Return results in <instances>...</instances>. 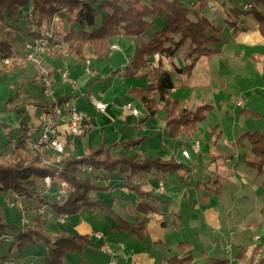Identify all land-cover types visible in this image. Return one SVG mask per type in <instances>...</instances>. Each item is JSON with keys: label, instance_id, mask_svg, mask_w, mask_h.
<instances>
[{"label": "crops", "instance_id": "obj_1", "mask_svg": "<svg viewBox=\"0 0 264 264\" xmlns=\"http://www.w3.org/2000/svg\"><path fill=\"white\" fill-rule=\"evenodd\" d=\"M215 1L218 2V0ZM219 4L223 10L224 17L214 14L209 8L208 11L209 13L211 12L209 18L213 19L220 29L219 36L221 37L222 33L225 35V38L224 36L223 38L221 37V41L215 45L216 48L220 49V52L211 56H200L196 58L193 62L190 74H178L173 76L174 87L171 89L170 95L178 98L181 104H185L189 108H194L201 104L211 105V102H208L207 99L213 97L212 95L214 91L217 93V89L216 87L214 88L215 90L210 89V93L209 91H203V89H206V86H211L212 84L210 81V73L212 71L213 62H215L214 66L217 67V65L220 66L221 64V61L218 60H224V66L231 76L238 75L245 71V67H241V62L244 63L248 61L247 57L252 54L249 52L253 50L251 43L248 41V38L251 36L248 34H254L256 32L259 35L256 29V23H253L254 25L245 23L244 19L255 21L249 16L242 17L239 21L242 28L244 27V30L233 31L226 22V20H230L233 14L230 13L232 15L228 16L224 11L223 5H221L220 2ZM68 17L69 16L65 17L61 15L55 20L57 33L60 36L70 27H75V24H73L71 20H68ZM218 19H220V21H217ZM21 22L24 23V21H20V23ZM220 22L223 23V26H220ZM225 27H228V32H225ZM24 34L25 31L22 33L21 38ZM12 40L14 41V37ZM134 45V38L123 35L113 37L110 42L109 54L106 58L96 59L92 56L87 57L89 60V69L92 71L90 75L85 71L86 66L84 60L77 59L69 53L65 55L60 51L48 52L43 56V61L51 69L53 74L54 96L59 99L68 100L78 110L87 113L91 117L93 124V128L90 132L82 137L76 138L80 142V147L78 146L79 151L76 152V142L78 141L75 139L73 148L67 150L66 154L79 156L101 142L108 145L123 140L132 141L138 139L141 140V142L135 147H129L125 151L120 147H116L112 149V155L126 153L128 155H146L152 158L158 157L162 160L172 159L183 166L182 169L175 172L159 174L140 173L132 177V181L138 183L144 191L161 199V202L156 204L159 211L149 212L147 214V232L142 240L118 228L115 222L107 218V225L109 224L111 228L110 233L105 236L103 240L97 239L101 244V249H105L104 251H106L104 254L107 256V261H105L104 257H97L95 254L96 252H94V247L97 246L98 243L94 236L97 230L94 228V222L90 220L88 213L85 212L86 210H82L75 215L66 216V218L71 220L61 228L68 230L70 233L87 234L92 242L91 245H86L90 247L88 250H92L90 252V259H82L81 264H112V261H114V264H170L169 259L172 256L186 254L187 252H180L179 248V254L173 251L171 246L174 245V243L171 245V242L167 239L165 240L162 230L159 229L157 225V223H159L160 226L165 228L168 224L162 214L173 217V223H175V217H181L180 213L170 208L173 204L181 206L183 203L187 206L189 211L193 209L196 211V222L200 228L206 225L220 234L223 230L219 228V224H221L219 221L220 219H224L230 228L233 225H231V223H236L238 227L243 229H247L250 226L261 227L264 225V201L256 203L254 207L249 208L250 210L245 206H236L227 208L226 212L220 213L222 210L218 209V196L227 189L224 188V186H230L233 190L238 192L241 190L238 188V185L244 182H238L239 178L234 174V167L228 170L219 165L221 159L219 160L218 157L223 153L219 148V139H215L213 144L210 141V147L206 150H203L200 145V150H196L197 153L194 159H191L190 154L189 157L186 158L179 153V149L174 146L179 136L175 139L169 137L165 128L163 113L158 112L155 116H147L144 107L129 96V89L134 84L144 83L143 79H125L123 76V69L129 64L133 55ZM263 45L262 42L258 43V46H262V51H264ZM112 46H115V48H112ZM254 46H257V44H254ZM12 50L14 51L10 61L14 62L13 65L2 63V58L0 57V84L10 85L15 90L14 97H11L13 98V103L10 105L13 108L6 111L0 110L1 132L3 135L8 134L9 136H14L13 131L18 129L20 124H23L25 128L26 124L31 121L38 122L42 111L46 107V99L42 95L41 85L36 76L35 68L23 60V49L22 51L17 50L12 46ZM212 56H216L213 62L210 61V57ZM195 57L196 56L193 55L192 57L186 58L185 61H168L167 63L170 65L168 69L171 70V67L174 65L177 67L187 66ZM62 69L68 71L69 81L67 82L62 81L60 78L59 70ZM263 70L264 65L259 71L262 76L264 74L262 73ZM114 71L119 72L114 73ZM186 91H190L191 96H189V94L186 95ZM97 101H103L107 104L104 112L96 109L95 103ZM128 102L139 110L138 115H133L125 110L124 106ZM29 106L30 108L34 107L36 112H32ZM37 113L40 117H36ZM25 115L28 116L27 119H24ZM59 132L61 134L60 139L64 141L65 135L62 126L59 127ZM181 137L182 136H180V139ZM232 143L234 144H231V146H235V142ZM179 145L182 147L183 142L181 141ZM228 145H230V143H228ZM247 150L250 152V147L247 143H244L242 146L243 152H239L237 148L235 153L236 155H241L244 154V151L247 152ZM47 154L51 157L55 156V154L50 151H48ZM180 156L183 157L186 163L179 159ZM232 157L233 156L227 155L225 157V162L230 163ZM253 159L254 157L248 160ZM248 160H246V162ZM92 172L102 176L103 181L100 184L96 183L99 186L113 187L125 181L121 175L116 173L110 174L106 171L95 170ZM169 176L171 179L170 182L167 180ZM112 180L115 181V183H113ZM159 181L163 182V190L157 193L155 188ZM255 189V193L260 194L258 189ZM96 197L100 199L105 206L107 204V207H112V209L118 207L120 210L118 215L131 222H136V219L143 215L137 210L138 202L142 197L130 191L125 186L119 187V189L110 188L107 191L98 192ZM215 199H217L216 202ZM240 211H243V214H240ZM153 213L154 215H152ZM155 213H159V218ZM153 216L154 219H152ZM76 217H78L79 220ZM235 219L237 220L234 221ZM52 220L54 222L56 216L53 217V215H50L46 223L45 221L44 223L39 221L41 224H45V230L49 231L47 226L49 225V221ZM241 221H243V223H240ZM57 228L54 227V229L49 232L57 233L59 231ZM237 231L238 230H229L228 232L233 236ZM181 241H188L189 244L192 245L190 240L186 239ZM181 241L175 243V248L178 247L177 244ZM216 241H218V238ZM37 244L38 242L35 244H27L22 250H18L17 247H14V249L10 250L8 255L15 259L18 264H42L41 262H36V260H45L47 251L45 249L43 250L40 244L39 246ZM240 250L245 254L248 253V255L251 251H248V249H245L243 246H239V249L230 252L231 257L228 259L231 261V259L236 258ZM84 251L85 249L83 252ZM187 251L192 252V246H190ZM260 251L261 249L256 256V260L264 258V255H262ZM70 256L74 255L66 254L62 264L66 261H69L68 264H75L69 259H66ZM194 259L193 257V260Z\"/></svg>", "mask_w": 264, "mask_h": 264}, {"label": "trees", "instance_id": "obj_2", "mask_svg": "<svg viewBox=\"0 0 264 264\" xmlns=\"http://www.w3.org/2000/svg\"><path fill=\"white\" fill-rule=\"evenodd\" d=\"M209 0H0V57L12 56V37L19 30L20 21H24L25 33L31 25H36L38 32L58 13L59 6H65L69 19L75 24L70 27L61 40L66 51L73 57L85 60L88 56L100 59L109 54L111 39L123 35L135 39L134 52L129 64L123 69L125 79H143L144 83L134 84L129 89V96L136 100L147 112V116H155L158 112L164 115L165 128L171 139L181 134L191 138L211 110L209 104H201L189 108L181 104L179 99L170 95L174 87L173 76L190 74L193 62L200 56H211L219 53L215 45L221 41L220 29L215 21L207 17L203 11L208 7ZM245 2L242 10L235 6L228 9L233 14L226 20L234 31L244 30L239 21L250 16L256 21V29L264 38V0H233L232 3ZM237 2V3H236ZM32 4L30 14L21 11L22 7ZM160 19L161 26L156 29L155 21ZM146 36V38H144ZM185 43L189 44L188 57H196L187 66L165 68L161 55L173 56ZM160 55L155 63L150 57ZM259 54L252 56L253 60ZM256 62V61H254ZM119 71H114L117 73ZM13 98L3 102L2 111L11 110ZM23 124L18 126L11 136L10 144L13 151L8 154L0 152V192L15 191L23 198H29L46 175H53L54 167L41 163L36 151L26 149L21 140ZM141 140H123L106 145L104 142L88 149L84 154L73 156L61 155L60 173L58 178L69 186L64 203L55 200L51 205L57 213L66 216L78 214L82 210L91 212H107L118 222V228L142 240L146 236L147 214L158 212L157 203L161 199L144 191L132 181L134 175L140 173H168L183 168L176 161L152 158L146 155H128L126 153L112 155V149L120 147L123 151L135 147ZM247 143L253 160L247 164L263 176L264 186V133L258 130L245 131L238 136L237 145ZM57 161V157L52 156ZM91 170L118 173L125 181L116 185L125 186L141 196L137 210L143 215L131 222L113 213L111 207H105L96 194L107 191L112 186H99L90 177L84 176V168ZM42 203H48L42 198ZM49 204V203H48ZM7 224L0 215V231L5 232ZM13 231L15 227H10ZM12 245L22 250L27 244L42 242L46 247L44 264H62L66 254L81 252L86 245H91L87 234L70 233L61 228L57 233L46 231L44 226L35 221L30 227L16 232ZM188 241L178 243L184 255H175L169 259L170 264H191L193 255L187 251ZM260 247L254 246L249 257V264H264V258L256 260ZM49 257V258H48ZM236 258L244 261L245 253L240 250ZM209 264H230L229 259L209 258Z\"/></svg>", "mask_w": 264, "mask_h": 264}, {"label": "rangeland", "instance_id": "obj_3", "mask_svg": "<svg viewBox=\"0 0 264 264\" xmlns=\"http://www.w3.org/2000/svg\"><path fill=\"white\" fill-rule=\"evenodd\" d=\"M184 2H193L195 0H183ZM233 0H218L216 2L215 0H209L208 6L203 12L207 17H210V13L208 11V8L210 11H212L214 14L223 16V10L220 7L219 2L224 7V11L228 16H231L230 14V6L238 7L242 10H248L245 8V2L238 3L235 5ZM237 1V0H235ZM237 3V2H236ZM31 4V3H30ZM23 8H21V11L24 13ZM69 16V15H68ZM233 17V16H232ZM250 17V16H249ZM69 19V18H68ZM71 20V19H70ZM245 23L248 25H254L253 23H256L255 21H251L249 19H244ZM217 21H220L218 19ZM156 25L155 28L158 29L161 26L160 19H157L155 21ZM220 26H223V23H219ZM20 29L19 31H16L13 35L14 41L12 42V46L22 51V33L25 31L24 23L21 22L19 24ZM251 27V26H250ZM226 31L228 32V27H225ZM253 30V29H252ZM248 41L252 45V49L249 53H252L255 55L256 53L259 54L256 57V60L252 59V54H250L248 58V61H245L244 63L241 62V67H245V71L242 73H239L238 75H232L228 72L227 68L224 66L225 62L224 60H218L221 61L220 66L217 65L214 66L213 61H215L216 56L210 57V61H212V71L210 73L211 76V86H206V89H203V91L208 92L210 89H214L216 87V91H214L213 97L207 99L208 102H211V110L207 112L206 118L198 123L197 130L192 135V137L186 138L185 135L181 134L176 139L175 145L179 150L178 152L181 153V146L179 143L183 142V147L186 149V151L190 154L191 159L195 158L196 156V149L193 147V141L198 140L200 142L201 148L203 150H206L209 148V143L213 144V141L215 139H219L220 143V149L223 151L222 155L219 158V165L227 168L228 170H231V167L235 168V176L239 178L238 188L241 189L240 191L233 190L230 186H224V188H227L223 193H221L218 196V209L222 210L221 212H226L227 208H233L236 206L242 207L245 206L246 208H252L256 205V203L260 201H264V186H262V180L263 176L257 175L256 170L251 168L246 160L252 159L253 155L247 150L244 151V154L236 155L235 150L238 148L239 152L242 151L243 145H237L236 141L238 139V136L245 132V131H251V130H258L260 132L264 133V74L263 76L259 73V71L262 69V66L264 65V51H262L261 47L258 46L259 42H262L264 44V38L258 35L256 32L254 34L249 33ZM225 38V35L222 33L221 37ZM12 37V38H13ZM242 37V36H240ZM146 38V36L144 37ZM252 41V42H251ZM254 44H257V46H254ZM264 46V45H263ZM14 51V50H13ZM189 52V44L185 43L182 45L173 56H165L161 55V60L164 63V66L166 69L170 67V65L167 63L168 61H185L186 58H188L187 53ZM248 53V54H249ZM160 55L156 54L150 57L151 62L155 63ZM10 58V57H9ZM176 59V60H175ZM2 61V59H1ZM256 61V62H254ZM3 63V62H2ZM13 65L14 62L9 61L6 65ZM255 64V66H254ZM172 68V67H171ZM256 68V70H255ZM170 70V69H168ZM60 71V70H59ZM264 73V70L263 72ZM213 85V86H212ZM21 89V88H20ZM215 90V89H214ZM15 90L10 85L0 84V110L3 106V102L11 97H14ZM210 93V91H209ZM180 94V92H179ZM186 95L189 94L191 96V92H185ZM214 98V99H213ZM192 108V107H191ZM195 108V107H194ZM29 109H31L32 112H36V109L34 107L29 106ZM28 116H24V119H27ZM36 117H40V115H36ZM13 139L8 134L3 135L0 129V152L3 154H8L13 151L12 145L9 141ZM78 141V139H76ZM232 142H235V146H231V144H234ZM230 143V145H228ZM80 142H76V152L79 151ZM238 146V147H237ZM80 147V146H79ZM175 147V148H176ZM233 156L230 163L225 162L226 156ZM179 159L183 162L185 160L182 156L179 157ZM52 161H55V159H52ZM186 163V162H185ZM93 170H87V168H84V176L90 177L95 183L100 184L103 180L102 176L100 174H96L92 172ZM113 174V173H110ZM118 174V173H116ZM119 175V174H118ZM123 177V176H122ZM124 178V177H123ZM167 180L170 182V176L167 178ZM167 181V182H168ZM113 183L115 181L112 180ZM168 187V186H167ZM258 189L260 194L255 193V188ZM115 189H119L118 186H113ZM253 188V189H252ZM53 190H58L57 181L55 180V183L52 185ZM11 192L16 193L15 191H5L0 192V215L7 224V228L5 229V232L0 231V264H3L5 260H14L11 258L8 254L11 249H14L12 243L15 240V234L16 232L22 231L27 227H30L34 224L35 220L42 221L45 223L48 221V218L50 215L56 216V220L53 222L49 221V225L47 226V229L51 231L54 229V227H58L57 229H61V227H64L66 223H69L71 219L66 218V215L63 213H57L55 211V208L51 205V202L55 199L52 196H46L44 197L45 200L49 203V206L45 209L44 213H40L37 211V208L42 203L41 196H38L35 193H31V196L29 198L25 197L23 198L21 196V204L25 206L26 211H28V223L21 227L19 226V210L16 207H9L6 204V201L13 200V197L11 196ZM119 192V191H117ZM234 197V198H231ZM43 198V199H44ZM217 199H215V202ZM107 207V204L106 206ZM115 208V209H114ZM112 209L113 213H120V210L118 207H114ZM170 208L180 213V218L175 217V223L172 221L174 220L173 217H170L167 214H162L165 217V220L168 222L167 226L164 228L160 226L159 223H157L158 228L162 230L165 240L167 239L169 242H171V245L181 240H190L192 246V255L195 258L191 264H209V257H219V258H230V252L232 250L239 249V246H243L245 249H248V251L252 250L254 246H259L261 249V254L264 255V225L259 226H250L247 229H243L241 227H238L236 223H231L232 227H228V224L224 221V219H220L219 221L221 224H219V228H222V233L214 231L210 227H207L206 225H203L202 228L197 225L196 222V211L187 208L183 203L180 205L173 204L170 206ZM250 210V209H249ZM88 213L90 220L94 222V228L97 231H100L102 234V238L104 239L105 236H107L110 233V225H107V218L111 219L115 224L118 225V222L113 218V216L107 212H91V211H85ZM51 213V214H50ZM240 214H243V211H240ZM258 214V212H257ZM59 215H62L65 219V223H60L58 221ZM154 215V213L152 214ZM155 215H158L159 213H155ZM235 215V213H234ZM78 220L79 218L76 217ZM154 219V216L152 217ZM235 219L234 221H236ZM39 221V222H40ZM248 221V219H247ZM102 222V223H101ZM41 223V222H40ZM240 223H243L241 221ZM204 224V223H203ZM43 225V224H42ZM45 225V224H44ZM43 225V226H44ZM10 227H15V230H11ZM45 228V227H44ZM241 228V229H240ZM243 229V230H242ZM229 230H238L235 232V235L231 236V234L228 232ZM96 232V231H95ZM126 232V231H125ZM127 233V232H126ZM55 234V233H54ZM218 238V241L216 239ZM97 240V239H96ZM95 240V241H96ZM101 240V241H102ZM223 240V241H222ZM98 242V240H97ZM92 243V242H91ZM229 243V244H227ZM42 247V249L46 250V247L42 242H38V246ZM172 245L173 251H175L177 254H179L178 247L175 248V246ZM230 245V248H226V246ZM178 246V244H177ZM83 250L81 252H75L71 253L69 258L70 261L74 262L75 264H81V260L90 259L91 251L88 250L90 247L84 246ZM97 257H104L105 261H107V256H105V252L103 249H101L100 242L97 243V246L94 247ZM259 249V250H260ZM258 250V252H259ZM251 254V251H250ZM250 254L246 255V259L244 261H241L238 258H233L230 261V264H249V257ZM37 257V256H36ZM38 258V257H37ZM49 258V257H48ZM100 259V258H99ZM36 260V262H41L44 264L45 260L40 259ZM17 262V261H16ZM68 264L69 261L64 262L63 264ZM26 264V263H25Z\"/></svg>", "mask_w": 264, "mask_h": 264}, {"label": "built area", "instance_id": "obj_4", "mask_svg": "<svg viewBox=\"0 0 264 264\" xmlns=\"http://www.w3.org/2000/svg\"><path fill=\"white\" fill-rule=\"evenodd\" d=\"M32 4L23 8L25 14H30ZM64 15L67 17L69 14L65 6H59V11L56 13L52 20L45 24L38 32L36 25H31L24 36L22 37V49L23 60L32 65L35 68L36 76L39 79L41 85L42 95L46 99V107L42 111L41 117L38 122L31 121L26 124L21 133V140L23 146L32 151H36L39 154V158L42 164L53 166V175H46L41 180L40 184L35 188V194L41 197L52 196L59 204L64 203L65 198L69 192V186L65 181L58 178L60 173V162L62 160L61 155L66 153L67 150H71L74 146V141L78 137H82L93 128L91 117L78 110L72 103L65 99H59L54 96V83L53 74L51 69L43 61V56L48 52H62L67 55L68 52L65 49V43L62 42L60 35L57 33V27L55 20ZM115 48V46H112ZM10 58H2L4 64L9 63ZM86 66L85 71L87 74H92L89 69V60H84ZM59 75L62 81H69L68 71L62 69L59 71ZM93 98V97H91ZM107 104L103 101H97L95 107L98 111L104 112ZM125 110L129 111L133 115H138L139 110L135 108L130 102L124 106ZM63 127V133L65 140L60 139L59 127ZM7 132V131H6ZM193 147L199 151L200 142L198 140L193 141ZM181 154L188 158L189 153L182 146ZM48 151L55 154L58 158L57 161H52ZM87 170L91 167L87 166ZM57 181L58 190H53L52 185ZM163 190V182L159 181L155 191L160 193ZM13 200L6 201L9 207H16L19 210V226L24 227L28 221V211L24 205L21 204V196L11 192ZM49 206L48 203L43 202L37 208V211L44 213L45 209ZM58 221L64 222V217L59 215ZM96 239L102 237L99 231L94 233ZM230 248V245L226 246ZM105 250V249H104ZM3 264H18V262L8 259ZM114 264V261H112Z\"/></svg>", "mask_w": 264, "mask_h": 264}]
</instances>
